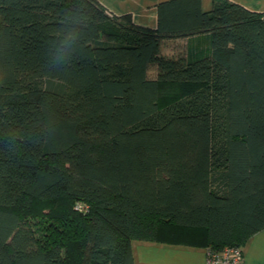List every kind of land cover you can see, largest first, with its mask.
<instances>
[{
	"label": "trees",
	"instance_id": "1",
	"mask_svg": "<svg viewBox=\"0 0 264 264\" xmlns=\"http://www.w3.org/2000/svg\"><path fill=\"white\" fill-rule=\"evenodd\" d=\"M262 228L264 11L166 0L149 28L0 0V264H136L134 239L221 250Z\"/></svg>",
	"mask_w": 264,
	"mask_h": 264
},
{
	"label": "crops",
	"instance_id": "2",
	"mask_svg": "<svg viewBox=\"0 0 264 264\" xmlns=\"http://www.w3.org/2000/svg\"><path fill=\"white\" fill-rule=\"evenodd\" d=\"M115 15H130L142 26L155 28L157 5L166 0H97ZM213 0H200L203 11H208ZM250 10L264 11V0H230ZM173 41V40H170ZM207 42V34L174 39L173 43L189 42L193 50ZM131 250L136 264H205L206 247L151 240H132ZM243 264H264V228L254 233L242 247Z\"/></svg>",
	"mask_w": 264,
	"mask_h": 264
},
{
	"label": "built area",
	"instance_id": "3",
	"mask_svg": "<svg viewBox=\"0 0 264 264\" xmlns=\"http://www.w3.org/2000/svg\"><path fill=\"white\" fill-rule=\"evenodd\" d=\"M205 264H243L242 248L225 246L221 250L206 248Z\"/></svg>",
	"mask_w": 264,
	"mask_h": 264
},
{
	"label": "rangeland",
	"instance_id": "4",
	"mask_svg": "<svg viewBox=\"0 0 264 264\" xmlns=\"http://www.w3.org/2000/svg\"><path fill=\"white\" fill-rule=\"evenodd\" d=\"M204 45H205V44H202V46H204ZM38 220H39V219H37V218H32V219H31L32 222H37Z\"/></svg>",
	"mask_w": 264,
	"mask_h": 264
}]
</instances>
